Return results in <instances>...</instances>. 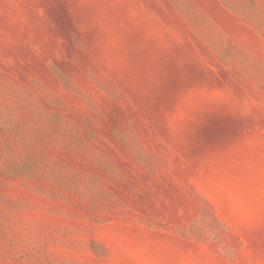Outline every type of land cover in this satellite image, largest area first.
Segmentation results:
<instances>
[{
  "label": "rangeland",
  "instance_id": "obj_1",
  "mask_svg": "<svg viewBox=\"0 0 264 264\" xmlns=\"http://www.w3.org/2000/svg\"><path fill=\"white\" fill-rule=\"evenodd\" d=\"M0 264H264V0H0Z\"/></svg>",
  "mask_w": 264,
  "mask_h": 264
}]
</instances>
